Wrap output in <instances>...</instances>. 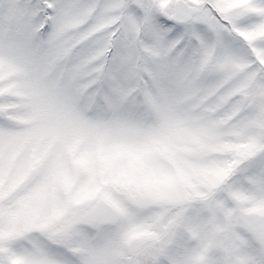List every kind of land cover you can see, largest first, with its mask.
<instances>
[{"label": "snow or ice", "instance_id": "6c2138e0", "mask_svg": "<svg viewBox=\"0 0 264 264\" xmlns=\"http://www.w3.org/2000/svg\"><path fill=\"white\" fill-rule=\"evenodd\" d=\"M0 264H264V0H0Z\"/></svg>", "mask_w": 264, "mask_h": 264}]
</instances>
